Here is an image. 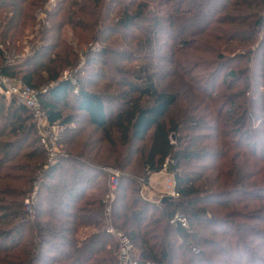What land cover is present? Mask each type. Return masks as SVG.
Segmentation results:
<instances>
[{
  "label": "trees",
  "instance_id": "16d2710c",
  "mask_svg": "<svg viewBox=\"0 0 264 264\" xmlns=\"http://www.w3.org/2000/svg\"><path fill=\"white\" fill-rule=\"evenodd\" d=\"M38 13L46 15L45 22L39 21L38 43L42 44L18 64L0 63V73L21 78L39 91L48 123L62 130L59 144L64 150L48 164L30 111L0 94V114L4 105L9 113L0 125V256L12 258L14 264H36L44 251L42 244L48 238H60L67 247L57 251L65 259L60 264L116 263L117 245H108L109 236L103 230L84 240L73 237L78 227L102 216L101 198L84 196L82 190L103 173L96 174L102 165L97 161L101 142L116 147L117 141L130 153L140 154L143 172L132 178L122 173L118 188L121 180L138 183L142 178L147 183L163 169L174 174L178 195L161 200L170 209L164 208L159 216L153 213L147 220L149 208L143 206L126 218L117 210L121 204L112 208L136 225L135 233L125 234L133 246L140 243V262L173 264L175 238L183 242L180 250L186 241L202 243L204 239L189 230L190 222L206 220L220 230L225 225L234 229L226 224L234 217L231 210L222 221L208 205L232 208L243 197L260 199L264 194L262 186L247 187L264 184V126H259L264 125V90H259L264 88V0H0V46L17 52ZM114 34L110 43L117 48L105 42ZM257 35L255 46L225 56L224 51L233 53L235 46L249 44ZM71 38L89 44L78 69L84 76L78 81L60 75L62 69L78 65ZM3 52L0 48V57L6 60ZM117 55L119 60L108 58ZM125 60L127 64H116ZM238 60L249 65L227 69L221 80L223 90H216L222 69ZM97 62L98 67H93ZM90 76L104 80L106 88L115 87L114 93L87 91L83 83ZM240 82L243 87L231 91ZM110 97L117 109L108 113L105 99ZM250 107L258 111L251 112ZM67 110L82 111L93 130L82 137L85 128L74 126ZM250 120L258 125L254 130L248 127ZM95 131L99 137L93 136ZM136 142L141 145L135 149ZM22 145L27 148L24 152ZM19 156L27 160L23 165L27 175L20 174L22 168L13 162ZM205 159L209 162L200 163ZM129 161L128 156L116 162L126 168ZM194 162L200 163L197 170L184 172L182 167ZM17 184L21 189L14 187ZM33 191L39 198L26 210L24 198ZM73 201L80 204L67 211ZM259 213L255 210L251 219L264 221ZM176 214L187 218V227L171 223ZM243 225L244 232L264 233L259 226L250 230ZM28 230L31 234L23 241ZM64 233L69 236L64 238ZM234 242L229 240L226 246L233 247ZM195 247L190 245L191 250ZM196 259L178 257L186 264H196Z\"/></svg>",
  "mask_w": 264,
  "mask_h": 264
},
{
  "label": "rangeland",
  "instance_id": "374dc122",
  "mask_svg": "<svg viewBox=\"0 0 264 264\" xmlns=\"http://www.w3.org/2000/svg\"><path fill=\"white\" fill-rule=\"evenodd\" d=\"M50 3H54V2H50ZM36 16H37V20L35 19L36 23H34L33 27L26 28L24 32V37L22 39V46L17 52L10 53L8 52V50L7 51L5 50L4 46L3 47L0 46V48L4 51L3 52L4 58L5 59L7 58V60H4L3 58L0 57L1 64H3L4 62L8 63L9 65L18 64L20 60L31 55V53L36 49V47H38V45L42 44V42L38 43L39 27H40L39 21L42 20L45 22L44 18H46L45 17L46 15H42L41 13H38ZM262 31H264V29H262ZM68 35H69V32L67 33V35H64L65 38L67 37L68 39L69 38ZM115 35L116 34L112 35V37H110L108 40H105V42L106 41H108L109 43L110 41L112 42ZM258 36L259 35L255 36L252 39L251 43H249L250 45L240 44V46H235L236 50L235 51L233 50V53L224 51L225 56L227 55L229 57L231 56L233 57L235 54L244 53L246 48H249V46L253 47V45L257 42ZM71 40H72L71 41L72 47L76 49L77 51L78 65L77 67L75 66L76 68H73V69H76V71H74L73 69H69V67L68 68L66 67L61 70L60 75L61 77H66V78L72 79L73 81H78L80 75L84 76L83 74L84 72L80 73L78 69L82 68L84 64V60L86 57V52L88 51V48H89V44L85 45L83 41L78 42L77 40L72 39V38ZM111 44L113 43H110V45ZM261 52H264V49H262ZM108 58L112 60H119L118 55L113 56V57L109 56ZM121 58L125 59L126 57L122 56ZM127 59H129V57ZM127 63H128V60H125V62L117 61L116 64L121 66L122 64H127ZM95 64L96 65L93 67L97 68L98 67L97 65H99L100 63L97 62ZM243 65L248 66L249 63H247L246 60L233 61V63L228 64L227 67L222 69V72L219 74L218 79H217L218 86L216 90L218 91L223 90V86H221V80H222L223 74L227 71V69L235 68L236 70H238L239 68H243ZM247 76H249L253 84V77L248 74ZM83 84H84V88L89 92H100V91L105 90L108 92V94H111V93H114V90H115V87L106 88L105 87L106 83L104 80L97 78V77L94 78L93 76L92 77L90 76L89 79L85 80ZM241 86L243 87V82H240L239 85H235L231 91L237 90V88ZM259 90H264V88L259 87ZM41 91H43V89ZM69 96H71V93H69ZM112 100H113L112 97L105 99L106 111H108V113L115 112L117 109L115 106L116 103H114V101ZM6 101L9 102L10 100H6ZM5 108H6L5 105L2 106L1 108L0 125L2 123H5V121L7 120V115H9V113L6 111ZM221 108L222 107H220V110ZM250 110L251 112L258 111V109L253 108V107H250ZM65 114L73 115L74 120H75L74 126L76 127L82 126L85 128L84 134L82 135V137H85V135L89 134L90 131L93 130V128L90 125H88V117L82 111L67 110ZM248 125H249L248 127L253 128V130L258 127L257 123L252 120H250V123L248 122ZM259 126L262 127L264 125H259ZM59 129L61 130V128ZM99 134H100L99 131H95L93 136L99 137L100 136ZM60 136L62 137V133ZM4 139H6V137H3L2 140ZM116 144H117L116 147H111L109 144L105 142L100 143L101 152H100L99 157L101 161L99 159H97V161L102 165L99 167L97 166L98 169L96 170V174H98L99 172H103V173L99 174L93 182H89V184H85L82 186V190H85L84 196L94 194L98 196L99 198H101V202L103 203L104 196L108 191V183H107L108 177L104 173L103 167L116 168L117 170H119V172L123 173L125 176L130 177V178L139 176L141 175V172H143L141 170L140 154L134 153V151H131L130 153V151L128 150L126 146L119 145L117 141H116ZM140 145H141L140 142H136L134 145V148L136 149ZM26 150H27L26 146L22 145L21 152H24ZM63 150H64V147L60 145L58 147V151H63ZM128 156L130 160L129 161L130 164L128 165V167L126 168L120 167L116 161L118 160L119 162H123L127 159ZM13 162L17 164V166H20V168H22V170H20V174H26V175L28 174V172L25 169L26 167L25 168L23 167L24 163H26L27 160L20 158L19 156V157H15ZM206 162H209V160L205 159L203 161H200V163H206ZM200 163L194 162L192 166L182 167V168H185L184 172H187V171L191 172L192 170L196 171L197 165ZM169 176L174 177V174L171 172H167L165 169H163L162 171L158 173L152 174L149 177L147 183L139 182V181L138 183H135V182L131 183V182L121 180L120 187L119 188L117 187L114 191H112V195H114V198L108 203V205H110L109 211L106 209L103 203V207L101 208L102 210L101 218L92 220L90 221V223L85 224L84 226L78 227L73 237L76 240H84L90 235L97 232L99 229L103 230V232L109 236V237L107 236L110 240L108 245L109 246L111 245L112 247L115 246L114 244L117 245V248L115 251V256H116L115 264H117L118 254L120 251L118 234H122V233L125 234L127 232L135 233L137 230L136 225L134 224L133 221L131 222L127 219L124 220L122 219V216L129 218L130 214L133 211H138L140 208L145 206L146 208H149L146 213L147 220H149L151 214L155 213L156 216H159L160 211H164V208H165V211L170 209L168 207L162 206V203H161V200L165 196H167L165 193L164 185H165L166 178ZM173 179L175 181V178ZM48 183H50V181H48L46 184ZM54 184H57V182L52 183L51 187H54ZM18 185L19 184L15 185L14 187L21 189V187H19ZM258 186L259 187L262 186V188H264V184L249 185L247 187L249 188V187H258ZM259 196H260V199L251 198V197H248V198L243 197V201L241 203H237L236 206L232 208L224 209L222 206L216 205L214 203H212L211 205H208L209 210H213V211L215 210L216 212L214 213L218 217H223V218H220L222 221H224L225 218L229 216V215H224V214L229 212V210H231L230 213L234 217H231V219H228L229 221L226 224L234 226V229H228L226 228V225H225V229L220 230L219 227H217L210 221L208 222L206 220H202V222L200 223L190 222L189 230L197 233V236L199 238L207 240V242L209 243L212 242L213 246H210L209 243L208 245H206V241L204 240L202 241V243L200 241L199 242L186 241L184 242V248L180 250V246L183 244V242H181V240H177L176 238L172 239L173 240L172 241V251H174V254H175V257L173 258V261H172L173 264H186L185 262L180 261L181 260L180 258H179L180 260H178L179 256L186 258V260L189 259L191 256L192 257L194 256V258L197 257L199 259H196V264H264V233L260 232V234H256V233L254 234V233H251V231L250 233H248L242 230L244 226L243 224H247L249 225L250 230H252V227L254 226H259L260 230L262 229V231H264V221L259 222L254 219H251L252 217L250 215V214H253L255 210H260L261 213H259V215L261 214L262 216H264V194L259 195ZM38 198H39V195H37L36 191L29 192L24 198V201H25L24 208H26L27 210L28 206L31 204H35ZM79 202L80 201L78 202L73 201L72 203H70L69 209L66 208V210L72 211L73 209H75V206L77 204H80ZM115 203L121 204L120 205L121 208L117 210L118 212H121L122 216H118L119 213L116 214V212L112 211V208L114 207L116 208L117 206ZM148 204H151L152 207L151 206L148 207L147 206ZM246 204L247 206H245ZM217 210H223V213L222 214L218 213ZM240 211H243V213L247 214L246 215L247 218L244 219ZM61 216L62 218L65 217L63 215ZM96 221L98 223H96ZM171 223L176 224L175 221H173V219L171 220ZM172 224L171 225L169 224L171 228L173 227ZM66 225L68 227L71 226L68 223ZM143 226L144 225H141L140 228H143ZM30 234L31 232L29 230L25 231L23 234L24 235L23 241L27 240ZM63 236L64 238H67L69 235L67 233H64ZM229 240H233V242L235 240L233 247L226 246V242H228ZM214 241L217 242L218 244L217 245L214 244ZM61 242L63 241L60 238L58 239L48 238L47 242L42 244L44 251L42 254L38 256L39 259L37 258L38 260L36 264H60L63 261L65 262V259H63V257H61L59 253L57 252L58 250H61V251L67 250V247L65 245H62ZM191 244L196 245L195 250L190 249ZM136 245L137 246H133V254L135 255V258L138 260L139 259L138 249H139L140 243L137 242ZM19 249L20 247L15 248V249L13 248L11 252H16ZM58 260L60 261L59 263H57ZM14 262L15 261L10 257L0 256V264H14ZM144 262H147V261H144Z\"/></svg>",
  "mask_w": 264,
  "mask_h": 264
},
{
  "label": "built area",
  "instance_id": "2783aa9c",
  "mask_svg": "<svg viewBox=\"0 0 264 264\" xmlns=\"http://www.w3.org/2000/svg\"><path fill=\"white\" fill-rule=\"evenodd\" d=\"M55 0H50L54 2ZM7 60V58H6ZM0 94L4 96L6 100L16 99L21 105L27 108L33 116L34 122L39 131L40 144L43 146L47 154L48 164H52L58 159L60 146V133L57 124H50L41 108V103L38 98L39 91L30 87L21 78L9 77L0 73ZM103 171L108 177V191L104 196L103 203L106 209L109 211L110 205L108 203L114 198L112 191H114L118 185L122 173L113 167H103ZM174 177L169 176L165 180V193L170 197H177V191L175 187ZM139 182H144L142 178H138ZM110 188V190H109ZM106 203V204H105ZM173 221L181 223L182 226L187 227V218L182 214H176ZM120 251L118 254L117 264H155L152 262H140L135 258L133 254V243L130 238L125 234H118ZM193 250H195L193 248Z\"/></svg>",
  "mask_w": 264,
  "mask_h": 264
}]
</instances>
